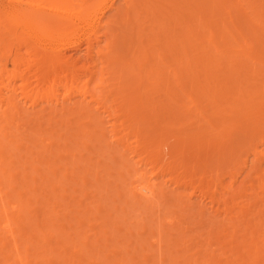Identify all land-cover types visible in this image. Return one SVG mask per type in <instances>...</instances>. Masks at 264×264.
<instances>
[{
	"label": "rangeland",
	"instance_id": "374dc122",
	"mask_svg": "<svg viewBox=\"0 0 264 264\" xmlns=\"http://www.w3.org/2000/svg\"><path fill=\"white\" fill-rule=\"evenodd\" d=\"M121 2L122 0H115L114 8L109 10L106 15L101 18L102 21L100 26H103L104 28L105 24L108 25L113 23L111 20L114 19V17L112 16H116L115 14L118 13L116 12L118 10L117 7L122 4ZM143 2L145 1H138L139 6L137 8L139 10L141 8V4H143V6L147 5L146 8L153 9L152 5L154 2L159 4L160 8L166 9V6L167 8L169 6L172 7L171 0H146V3ZM151 2H153V4ZM212 3L214 4L213 6H215L213 24L215 29L212 27V31H210V33H213L215 36H219L218 32H221V29H224L227 25L226 24L223 26L222 22L223 18L226 16L225 14L232 10L230 8L231 1L213 0ZM219 3L221 4L219 5ZM223 3H225V5ZM137 8L132 9L131 7L130 9L132 11L129 9L131 14L129 11L127 14H130L128 16L129 18L127 19V16L123 17V15L122 17L124 20L118 19L117 21L119 22L115 23L114 26L116 24L118 25H116L114 29H116L115 31L117 36L122 39L120 40L117 37L119 43H121L120 47L125 50V54L127 52L125 46L129 45L128 43L133 39L134 36L136 37V39L135 37L134 39L138 40L136 35H139V42L141 40L143 42V39L145 38L144 44L142 45L143 49H141V45H139L140 49L137 50L139 55H136H138V59L141 58L143 55L140 56L141 53L139 52L144 50L142 53L146 54L145 57L147 58H141L140 63H137V58H132L134 57L132 53L126 55L122 53V57L120 56V60L116 65L119 70L116 71V73H123H121V76L119 75V77H122V80H124V82L121 80L123 84L121 82L120 85L116 84L119 87L122 86L120 91H123H121L119 95L122 97H120V99L117 97L118 99L112 101H114V105H118L117 110L119 109V111H121V113L119 112L120 116H118V118H123V120H125L124 122L122 119L117 118V122L122 123L123 121L126 124L125 125L122 123L124 126L122 125L121 127V124L118 123V127L122 129L120 133L123 132L120 135H124L125 133L126 138H124V140H127L126 142L129 144L128 146H130L131 149L133 146V149L138 150H134L136 153L132 154L128 151H121L122 146H120L121 149L116 145L113 146L115 142H113L114 144L109 145V142L107 141L109 139H107L106 136L101 135L99 131L100 127L97 128L96 125H94L95 127L92 126L94 129L88 128L87 125L90 124L89 126L91 127V124L93 123H88L87 118L86 120L83 118L84 121H82L83 119L81 118L79 120V115H77L78 113L75 114L73 110L72 111L74 114H72V111H69L60 113L57 116V113L51 109V106L53 105L50 104L49 107H44L45 102H40L36 105L34 114H29L28 109L26 111L24 110L25 112L22 111L21 113H23L25 116L22 114L24 117H22L20 120V122L23 120V123L21 122L18 128V132L20 133H17L18 136L16 135L13 138V142L15 141V138L18 137L16 139L22 143L21 145L17 146L20 142L18 143V141H15L18 144L15 142H9L10 145L8 144V148H6L8 149V152L6 153H13L11 157L13 156L16 158L12 164L13 166L15 165L16 171V167L18 166L17 168L19 171H13V174L16 176L12 175L10 168L13 166L10 160L9 162L11 166H7L9 169L7 167H5L7 169L2 168L3 166L1 167L3 170L0 171L2 173H0V187L2 186V190L0 189L2 193L1 191L0 193H5L3 194L5 200L4 198L2 201L0 200V207L3 201H7L6 205L10 206H12L10 202L14 201V203H17L19 206L13 203V205L18 206H13V208L16 207L13 211H16L18 208L20 214H16L17 211L15 214H13L15 216L22 215L24 218L21 216L22 219H16V217L14 219V215L11 213V218H13L12 222H15V224L13 225L11 222L10 225L15 226L16 229L15 230L12 228V226H10L13 230V241L12 239L11 241L14 242L15 240L17 250L16 248L13 250L12 242H9V239L11 238L9 235L10 233L8 234V237V235H6L7 231L3 229V226L0 228V239L2 238L0 240V245L2 246L0 248L2 249L0 250L2 251L0 252V264H21L19 259H15L17 258L16 254L18 253L20 256L22 254L21 257L23 261L28 258L26 259L27 264H52L51 262H53V260L48 259L49 262L45 260L48 256H52L51 259L55 257V261L53 262L54 264H264V193H261L259 189L255 187L257 185L251 187L252 183L256 181L255 173H252L253 175L250 174L249 176L247 175V177H244L247 174L245 172L248 171L247 168L249 167L250 163L249 160H244L245 153L240 154L241 152L238 151L240 147H237L238 144L235 143L236 141L232 142L230 145V141H234L233 137L235 133L233 129L236 131V128L232 129V127H235L237 122H235V120L229 121L228 123H230L229 126H231V128H229L228 124H226L229 130L232 129V134L234 133L231 136V133H224L225 135L221 133L222 126H220V122L217 121L223 116L226 117L227 115L240 110L241 107H246V102H243L245 101V97L241 96L244 99L243 100L238 95L242 91L239 93L236 92L237 89L235 86L240 82L239 85L242 88L245 83V86H247L248 82L253 84L257 81L254 82L252 78L250 81L248 78V80H245L246 73L244 71L242 72L239 68L237 69L238 60H241L242 57L239 56V59L236 53L233 52L236 48L232 45H229L230 43L227 41H222L220 43L218 40V43H215L216 47L213 48L211 52H208L209 54L206 53V55H196L197 58L191 56V53H189V55H185L187 57L189 56L188 59L186 57V59L184 57L182 59V56L184 55L177 56L180 58V61L176 63L175 60H172L173 57L171 56L173 55L170 56L167 54V58L166 56H164V58L161 56L156 58L158 55H160L159 53L165 51L163 48L166 44L165 40L168 39L169 41V38H174L172 42H174V45H177L176 48L180 49L181 47V49L183 48L184 50V47L189 49L190 46L195 44L196 38L191 36L190 33L184 34L182 29H179L181 25L175 22L174 19L172 20V18H170L168 15L166 18H164L166 14L163 16L161 11L160 17L163 18V20L159 18L161 20L160 21L158 18H156L157 21H160L157 22L156 19L154 20L156 17L155 14L157 13L156 10L154 11V9H148L147 11L145 8L144 11L142 8L139 11ZM189 9L190 7L187 4L184 3L181 5V11L183 10V15H187L188 11L190 12L191 10ZM142 10L145 13L151 10L150 13L153 11L155 16H152V13L151 15L150 13L146 15L144 12H142ZM133 11L135 14L134 17L131 16L133 15ZM137 12L138 14L139 12H142L140 13L142 15H137ZM111 13L115 14L112 15ZM143 14H145V21L143 19ZM148 15L153 17L152 19L154 21L150 19L151 17ZM183 15H181V19L186 18V20H188L187 16L185 17ZM130 16L133 18V23H136L134 19L138 16L136 23L137 25L132 23ZM146 16L148 17L147 20ZM182 16L184 18H182ZM129 21H131V24L133 25H131ZM159 23H162L160 27H158ZM125 24H128V26ZM142 25V28H144L146 32L141 28ZM133 26L135 28L134 30L137 29L136 27L139 28L137 30L138 32L133 31L132 33L131 29ZM146 27H148V29L151 31L153 29L152 33H154L155 30L157 35L154 33L156 35L154 36V34H152L150 31L147 33L148 29L146 30ZM103 28L101 27V29L98 31V33H100H97L101 39H104ZM140 28L142 29L143 33L140 32ZM179 31H181V33H183L186 37L184 38L182 36L183 34L181 35ZM134 32L136 35H133ZM131 34L133 37L130 36ZM146 34H148V36ZM168 35H173L174 37H169ZM141 36L143 38H141ZM157 37L158 39L161 38V43ZM129 38L132 39L130 40ZM146 41L148 42V44H146L148 47L145 45ZM126 43L128 45H126ZM172 44L173 43L170 41V45ZM144 45L146 48H144ZM82 46L84 47L83 43L81 44V49L76 50L69 48L65 53L67 55H73L74 57L82 56L84 51ZM226 47H230V49L233 47L234 48L231 52V50ZM217 50L219 53L216 52ZM121 52L122 51L120 50V53ZM213 54H216V57ZM128 55H130L131 58ZM227 56L228 58H226ZM169 57H171V59ZM160 58L163 61H167L168 59L167 63L162 62V64H165V66L158 62L161 60ZM176 58L174 57L173 59ZM219 59L220 61H218ZM171 60L173 62H171ZM181 61L182 63L185 62L184 65L181 63ZM127 64L129 66L132 65V68L134 66V68L132 69ZM10 65L11 64L8 63L7 68L8 66L10 68ZM166 65H168V67ZM262 75L261 77H264ZM127 76L130 78V80L127 78ZM176 76L177 80L174 78ZM179 79L180 81H178ZM261 79L264 80V78ZM114 81H116V83L118 82L119 84L118 78ZM95 85L96 84L94 81L90 82L89 90L91 92L95 91L97 93L99 88L97 89ZM94 86L97 90L94 89ZM117 86H114L113 84V87ZM167 86L171 88V90ZM180 87L182 88L181 90ZM62 90L63 88L60 87L58 92L59 94H57L58 97H63L61 96V93L63 95ZM174 92L177 93L175 94ZM118 93L119 92L116 94ZM234 93L235 95H233ZM123 94L124 97L126 96L125 98L123 97ZM234 98L237 100H234ZM76 99L77 95L73 94L71 96L70 102L68 104L65 102L64 105H66V107L68 106V109H71V107L74 108V105L76 108ZM110 101L107 102L110 103ZM118 102H120V105ZM213 102H215V104H213ZM114 105L113 107H115ZM217 105L219 107H217ZM121 106L123 108H119ZM47 107L48 109H45ZM48 110L50 111L48 112ZM212 110L215 113H213ZM261 111L264 112V110ZM70 112L71 114H69ZM122 113H124L123 116ZM104 114L105 113L102 115ZM125 115L126 117H124ZM104 116H106V114ZM218 116H220V118ZM81 117L83 116L81 115ZM106 117L107 119L105 117L104 119L109 121V123L105 122L103 126H107L106 128L109 129L108 126L113 121V118L111 120V117ZM134 118L139 122L137 123ZM132 119L135 122H133ZM85 121L88 124H86ZM232 122L235 123L232 124ZM131 123H133V125ZM83 124L86 126H83ZM21 126H23V128ZM69 127L71 128L69 129ZM83 127L86 130H83ZM135 127L136 129H134ZM87 128L89 130H87ZM50 129L55 131L51 134ZM85 131H89V134ZM130 132H132V134ZM40 134L42 137H44H40ZM50 134L52 137H49ZM144 134L145 137L143 138ZM221 134L223 137H225L223 138ZM54 138L55 142H59L53 144L54 141L51 139L54 140ZM49 139L50 143L52 144H49ZM214 139L216 141H214ZM218 139H220L219 142H217ZM223 140H226V143ZM24 143H27V146L29 145L28 147L30 148L27 149L28 147L24 145ZM223 143H225V146ZM49 145H52V147ZM222 145L223 149L220 147ZM225 147H228V149ZM234 147L237 149H234ZM49 149H52V151ZM220 149H222V151H220ZM225 150H227V152H225ZM15 153L17 155H15ZM134 154L139 155L136 157ZM141 155H147L149 157V162H156L161 167L158 173V178H155L156 187L154 188L156 190L150 200L145 199L141 195L138 196L136 193L134 194L133 190L130 189L135 177L134 173L136 167L141 169L145 167L148 171H150L151 168L150 164L148 165L146 161L143 162L144 164L141 163L143 166L141 164H136L133 166V164L136 163L135 161H137V158H139V156L142 157ZM147 156L146 158H148ZM127 157L128 159L135 158L134 161H126ZM150 157L152 160H150ZM46 159L50 160L46 161ZM23 160L25 162H23ZM240 160L246 162L248 165L246 163H243L242 165ZM125 163L130 164L127 165ZM21 164L24 165L23 168ZM244 164L247 168L244 166ZM53 169H55V171ZM4 170L7 171L4 172ZM9 171L11 173L10 177L13 176L12 180H15V182L12 180L11 183L8 182V177L6 176H9ZM161 171L164 173L161 174ZM38 173L42 174L38 175ZM33 174L35 179L34 181L32 179ZM173 175L181 176V180H186L187 178H189V180L187 179V182L184 180V183L181 185L179 184V186L172 182L171 177L173 178ZM185 176L190 177L186 178ZM3 177L4 179H1ZM6 181L10 184L9 187L12 185L10 188L6 186L8 184ZM208 182L210 184H208ZM206 185H209V187L211 186V188L209 189ZM3 187H6L5 189L8 188L7 194ZM212 187L216 189L214 190ZM212 189L217 195L214 196V191ZM203 190L205 192L208 191L209 193H205ZM256 191L259 192L256 193ZM210 195L214 196L215 200L210 197ZM215 197L217 199L220 197L219 199L222 200L218 199V202ZM188 199H191L192 202L191 200L188 201ZM1 219L2 218L0 217V220ZM18 221H21V223L19 222V224ZM43 222L45 223V226L47 224V227L43 226ZM62 224L63 226L66 225L67 227L64 226L63 228ZM1 225H3V222L2 224L0 223V226ZM41 226L43 228H41ZM45 231H48V233ZM43 232L46 234V236L51 232L53 235H50V237L48 235L49 239H47ZM14 234L16 237H14ZM2 240L4 241L1 244ZM16 240H18L19 244H17ZM49 244H52V246H50L53 249L49 247ZM71 248H76L81 253L77 250V254H73L76 257L73 258ZM257 249L258 251H256ZM24 250L27 255H25ZM15 251H18V253ZM79 254H82V256ZM73 259H76V261Z\"/></svg>",
	"mask_w": 264,
	"mask_h": 264
},
{
	"label": "bare ground",
	"instance_id": "6f19581e",
	"mask_svg": "<svg viewBox=\"0 0 264 264\" xmlns=\"http://www.w3.org/2000/svg\"><path fill=\"white\" fill-rule=\"evenodd\" d=\"M138 1L139 0H122V2H121L122 4L117 7L118 10L116 12H118V13H116V14L114 13L118 18L116 16H112V17H114V19L111 20V21H113V23L112 24H108V25L105 24L104 28H103V26H100V23L102 21L101 18L103 16H105L106 13L109 10L114 8L115 0H0V171L3 170V169H1L2 166H3L2 168L7 169L8 168L7 166L8 165L11 166L12 162L16 159L13 156H12L13 157V159H12L11 155L13 153L12 154L10 152L6 153V152H8L7 151L8 149H6V148H8L7 146L9 144V142H11V143L13 142L14 136H16V135L18 136L17 133H20V132H18L19 131L18 128H19L21 122L23 121L22 120L20 122V120H21L22 117L25 116L21 112L24 111V110L26 111L28 109L29 112L28 111L27 112L29 114H34V109H35L36 105L39 104L40 102H45L44 103L45 104L44 107H46V106L49 107L50 104L53 105V106H51L52 107L51 109H52V111H55L57 113V116L60 113L69 112V111L73 110L75 112V114L78 113L77 115H79V117H78L79 120H80V118L81 119L85 118V120L87 118V122L88 123L89 122L93 123V124H91V127L89 126L90 124L87 125L88 128H93V127H95L94 125H96L97 128L100 127L99 131H100L101 135H104V136L107 137V139H109V140H107L109 142V145L110 144L112 145V144H114L113 142H115V144L113 146L116 145L119 148H120V146H122V150L121 151H128L129 153H132V154L136 153V151L138 149L137 150L133 149V146H132V149H133L132 150L130 148V146H128L129 144L126 142L127 140L126 141L124 140V138H126V134L124 133L125 136L124 135H120L123 132L120 133L122 129H120L118 127V123H120V122H117L118 121L117 118H118V116H120L119 112L121 113V111H119V109L117 110L118 105L115 103L117 105V107H116V105H114V101H112V100H115V99H118V98L120 99V97H122V96H119L121 91H123V90L120 91V89H122V86H120V87L117 86V85H120V82L122 80V77H119V75L121 76L122 72L116 73V71H119L118 67H116V65H117V62L120 60V56L122 57V53L125 54V50L120 47L121 43H119V41H118V38L120 39V37L117 36L116 31H115L116 29H114V27H116V25H118V24H116L115 26H114V24L119 22V21H117L118 19H123L124 20L123 17H125V16H127V19H128L129 18L128 16L131 14L130 11H132L130 8L131 7H132V9L137 8L139 6L138 5ZM142 1H145L143 3H146V0H142ZM190 1L189 0H186V1H184V0H171L172 7L169 6L171 8H169V7L167 8V6H166V9L160 8V5L155 3V2H154V4H153V2H151L153 4L152 8L154 9V11L155 10L157 11V13L155 14L156 17L154 18V20L156 18H158V20H160L159 18H161L160 16H161V12H162L163 16L166 14L164 18H166V16L168 15V16H170V18H172V20L174 19L175 22L180 24L181 27L179 29H182V32H184V34L185 33H190L191 36L196 38L195 44L190 46L189 49H186L184 47V50H183V48L181 49V47H180V49L176 48L177 45H174V42H172V40L174 38L173 39L169 38V41H168V39L167 40L164 39L166 44H165V46H164L163 43L162 44L164 46L163 48L165 49V51L159 53L160 55H158L156 58H158L159 56H161L163 58H164V56H166V58H167V54L170 55V56L173 55V56H171L173 58L174 57L176 58L177 56H180V55H184V56H182V59H183V57L184 58L186 57L188 59L189 56L187 57L185 55H189V53H191V56H194V57H196V55L197 56L198 55H204V54L206 55V53L211 52V50L216 47L215 43H218L217 42L218 40H219L220 43L222 41H224V42L227 41V42L230 43L229 45H232V46H234L236 48L233 51L232 49L234 47L232 49H230V47H226V48H229L231 50V52L232 51L235 52L238 57L239 56L242 57L241 60H238L237 69L239 68V69H241L242 72L244 71L246 73L245 74L246 75V77H245L246 79L245 80L249 79V81H250V79L252 78L254 80V82L255 81H257V82H255L253 84H250L247 81L248 85L245 86V84H246L245 83L243 85V87L245 86L244 88L243 87L241 88V86L239 85L240 84V82H239V84H237L235 86L236 89H237V90L236 89L235 90L238 93L240 91H242L240 94H238V93L237 94L240 97L241 96L245 97L244 98L245 101H243V102H246L245 103L246 107H241L240 110H237L236 112H233V113L230 111L232 114H229L230 116L227 115L229 117H227V116L224 117L223 116L222 118H220V116H218L220 119H218L217 121H219L220 124H221V125L220 124L219 125L222 126V130H221L222 134H224V133L230 134L231 133V136H232L235 133V135L233 137L234 141H230V145H231L232 142L236 141L235 143L239 145V146L237 145V147L238 148L240 147L239 148L240 150L238 149V151L241 152L240 154L245 153L244 154L245 155V159L244 160L245 161L249 160V162H250L248 168L244 164V166L248 169V171L245 172L247 174L244 177H247V175L249 176L250 174H252V173L254 174L255 173V175H256V179L255 180L256 181L252 183L251 187H254L255 185H257L255 187H257L261 193H264V112L261 111V110H264V80L261 79V78H264V77H261V75L264 74V0H230L231 1L230 8L232 10H230L226 14L224 13L226 16L223 18V22L220 20L223 23L222 25L225 26L227 24L226 25L227 27L225 26L224 29H221V32L217 31L219 33L218 34L219 36H215V35H213V33L212 34L210 33V31H212V27L214 28L213 24H214V8H215V6H213L214 5L212 3L213 0L212 1H210V0H192L191 2ZM140 3H142V2H140ZM184 3L187 4L190 7V9H191V10L189 9L190 12L188 11L187 15H185V14L183 15V10L181 11V5L184 4ZM220 4L221 3H219V5ZM223 4L225 5V3H223ZM142 6H143V4H141L140 10L143 8L144 11H145V8L147 7V5L146 6L144 5L145 8H144V6L143 7ZM178 8L180 9V11H179ZM129 9H130V11H129ZM146 9L148 11V9H151V8H146ZM153 9H151V10H153ZM151 10H149V12H146V13L142 10V12H144L147 15V14L150 13ZM128 11L130 12L129 15H127L129 13ZM142 12H139V14L142 13ZM151 13H152V16H155L153 11ZM151 13H150V15H151ZM114 14H112V15H114ZM139 14L137 12V15H139ZM145 14H143V16H144L143 19L145 18ZM120 15H121V17H120ZM134 15L135 14H134V11H133V15H131V16L134 17ZM140 15H142V14H140ZM150 15H148V16H150ZM181 15H183L185 17L187 16L188 20H186V18H184L183 16H182V18H184V19H181ZM137 17L134 19L136 23H137V19H138ZM139 18H140V16H139ZM152 18L153 17H151L150 19H152ZM170 18H168V19H170ZM130 19H131V21L133 23L134 22L133 18L131 17ZM147 19H148V17L146 16V20ZM161 20H163V18H161ZM131 21H129L130 24H131ZM144 21H145V19H144ZM153 21H151V22L154 23ZM156 21H157V19H156ZM160 21H157V22H160ZM187 22L190 23V24H188ZM136 23H133V24H136ZM133 24H131V25H133ZM160 25H162V23L161 24L159 23L158 27H160ZM126 26H128V24ZM134 26L132 27V29L130 28L132 30V33H133V31H137L139 29L138 27H136L137 29L134 30L135 29ZM223 26H222V28H223ZM101 27L103 28V32H104V34H103L104 35V39H101L99 37V35H98L100 33V32L98 33V31H99V29H101ZM129 27H131V26H129ZM142 27H143V25L141 26V28ZM142 29L145 31L144 28H142ZM142 29H141L140 32H142ZM147 29H148V27H146V30ZM214 29H213V31H214ZM148 31H150L152 33L153 29H152V31L148 29L147 33H148ZM127 32H129V31H127ZM142 33H140V34H142ZM154 33L156 34L155 30H154ZM154 33H152V34H154ZM179 33L181 35L183 34V33H181V31H179ZM155 34H154V36L157 35V34L156 35ZM184 34L182 36L185 38L186 36H184ZM133 35H136L135 32H134ZM146 35L148 36V34H146ZM173 35H170V36L172 37ZM130 36H132V34ZM136 36H137L138 40H135L136 37L134 36L135 37V39H134V37L132 36L133 39L131 38L132 39L131 40L129 38L131 41L130 42L128 41L129 43L127 42L129 45L126 43V45H128V46H125V49L127 51L126 54H131L132 53V55L134 56L132 58H135V57L137 58V56L139 55L137 50L140 49V48L143 49L142 45L144 44V40H145V38H144L143 42H142V40L139 42V39H140L138 37L139 35L137 34ZM122 37H123V33H122ZM143 37H144V35H143ZM143 37L141 36V38H143ZM157 39H158V37H157ZM120 40H122V39H120ZM158 40L160 42L161 38H159ZM158 40H156V41H158ZM166 41H168L169 44ZM170 41H171V43H173L172 45H170ZM138 42H139V44H138ZM224 42H223V44H224ZM82 43L84 44V47L82 46L84 48L82 56L74 57L73 55H67L65 53L69 48H73V49H76V50L81 49L80 47H81ZM206 43H207V45H206ZM122 44H123V42H122ZM146 44H148L147 41H146L145 45ZM124 45H125V43H124ZM139 45H141L140 48H139ZM146 46L148 47V45H146ZM146 46L144 48H146ZM148 49H150V48H148ZM120 50L122 51L121 53H120ZM218 50L216 52H218ZM143 51L141 50V52H139V53H141L140 56L141 55L144 56V57L143 56L141 57L142 59L147 58V57H145L146 54L142 53ZM218 53H217V55H218ZM136 54H138V55H136ZM151 55H152V53H151ZM128 56L130 57V55H128ZM214 56L216 57V54ZM228 56H230V55H228ZM228 56L226 58H228ZM171 57H169V58L171 59ZM141 58H139V59L137 58V63H140ZM173 58H172V60H175V63L180 61L179 57L176 58L177 60L173 59ZM222 58H224V57H222ZM239 59H240V57H239ZM172 60H171V62H173ZM167 61H168V59H167ZM167 61H163L161 59L158 62H160L162 64V62L167 63ZM218 61H220V59ZM230 62H231V59H230ZM8 63L11 64L10 68H9V66L7 68V64ZM142 63H144V62H142ZM181 63H182V61H181ZM184 63H182V64L184 65ZM141 64H139V65H141ZM145 64H147V63H145ZM171 64H173V63H171ZM177 64H179V63H177ZM229 64H227V65H229ZM148 65H150V64H148ZM162 65L165 66V64H162ZM131 66H129V67H131ZM166 66L168 67V65H166ZM195 67H196V65H195ZM133 68H134V66H133ZM119 69H120V67H119ZM144 69H145V67H144ZM194 69H196V68H194ZM136 70H137V68H136ZM142 71H144V70H142ZM148 71H150V70H148ZM165 72H168V71H165ZM133 73H131V74H133ZM151 73H152V71H151ZM192 75H195V74H192ZM177 76L174 77V78L176 79ZM262 76H264V75H262ZM117 78H118L119 84H118V82L116 83V81H114ZM119 78H120V80H119ZM127 78H128V76H127ZM165 78H166V76H165ZM189 78H191V77H189ZM128 79L130 80V78H128ZM225 79H226V77H225ZM155 80H157V79H155ZM240 80H241V78H240ZM92 81H94V83L96 84L95 85L96 88L97 89L99 88L97 90L95 88V86H94V89L97 90V93L95 91L91 92L89 90L90 89L89 88L90 82H92ZM122 81L124 82V80H122ZM178 81H180V79ZM195 81H196V79H195ZM163 82H165V81H163ZM251 82H252V80H251ZM127 83H128V81H127ZM156 83H157V81H156ZM113 84H114V86H117V87H113ZM190 84H191V82H190ZM220 85H221V83H220ZM60 87L63 88V90H62L63 91V95L61 93V96H63L62 98L58 97V95H57V94H59L58 92H59V88ZM181 87H180V90L182 89ZM169 89L171 90V88H169ZM116 90H117V92H119L118 94H116L117 93ZM124 91H125V89H124ZM175 91H177V90H175ZM224 92H225V90H224ZM233 92H235V91H233ZM73 94L77 95V99H76V104H77L76 106L77 107L75 108V105H74L75 109L72 108V107H71V109L70 108L68 109L67 108L68 106L66 107V105H64V103L67 102V104H68L70 102L71 96ZM135 95H137V94H135ZM233 95H235V93ZM123 97H124V94H123ZM134 97H136V96H134ZM219 97H220V95H219ZM87 98H89V99H87ZM170 99H171V97H170ZM226 99H228V98H226ZM234 100H237V99L234 98ZM107 101H110V103H108ZM119 103L120 102H118V104ZM213 104H215V102H213ZM113 105L116 108L113 107ZM128 105H131V104H128ZM240 105H242V104H240ZM228 106H230V105H228ZM228 106H227V108H228ZM48 107L45 108V109H48ZM111 107H112V109H111ZM217 107H219V106L217 105ZM119 108H123V107L121 106ZM213 109H217V108H213ZM49 111L50 110H48V112ZM73 111H72V114H74ZM133 111H134V109H133ZM226 111H228V110H226ZM103 113H105L106 116H108L109 118L111 117V120L113 118V121L108 126L109 129L106 128L107 126L106 127L103 126L105 122L109 123V121L106 120L107 117L104 116L105 114L102 115ZM115 113H116V115H115ZM124 113H126V112H124ZM124 113H122V116H123ZM213 113H215V112L213 111ZM22 114L24 116H22ZM69 114H71V112ZM81 115L83 117H81ZM43 116H45V115H43ZM134 116H137V115H134ZM38 117H40V116H38ZM104 117L106 119H104ZM124 117H126V115ZM95 118H100L101 120L100 119H95ZM132 118H133V116H132ZM118 119H122L123 120V118H118ZM231 120H235V122L238 123V124L237 123L235 124V127H232V129L236 128V131L233 129V131H234L233 134H232L233 131H231L232 129H230V130L228 129V127L231 128V126H229L230 123H228ZM82 121H84V119ZM123 121L125 122V120H123ZM123 121H122V123H124ZM132 121H133V119H132ZM214 121H216V120H214ZM79 122H81V121H79ZM87 122L85 121L86 124H88ZM133 122H135V121H133ZM136 122L138 123L139 121L136 120ZM235 122H232V124H234ZM45 123H46V121H45ZM64 123H65V121H64ZM122 123H120L121 127L123 125ZM30 124H28V125H30ZM80 124H82V123H80ZM131 124L133 125V123H131ZM226 124H228V127H227ZM23 126H21V127L23 128ZM83 126H86V125L83 124ZM232 126H234V125H232ZM70 128L71 127H69V129ZM88 128H87V130H89ZM39 129H40V127H39ZM84 129L85 128L83 127V130ZM119 129H120V131H119ZM123 129H124V127H123ZM134 129H136V127ZM21 130H23V129H21ZM40 131H41V129H40ZM54 131L51 130V134ZM218 131H220V130H218ZM222 131H224V132H222ZM85 132L88 133L89 131H85ZM127 132H128V130H127ZM140 132H141V130H140ZM48 133H50V132H48ZM90 133H91V131H90ZM130 133L132 134V132H130ZM218 133H220V132H218ZM51 134H50L49 137H52ZM222 134H221V136H222ZM93 135H95V134H93ZM40 137H42V135ZM53 137H54V133H53ZM144 137H145V134L143 135V138ZM216 137H217V135H216ZM16 138H18V137H16ZM16 138H15V141H18V143L19 142L20 143L18 144L17 142H15V141L14 142L16 144H18L17 146L21 145L22 142L17 140ZM45 138H46V136H45ZM82 139H83V137H82ZM20 140H21V137H20ZM51 140L55 142V138H54V140L53 139H51ZM230 140H232V139H230ZM107 141H105V142H107ZM214 141H216V140L214 139ZM219 141H220V139H218L217 142H219ZM223 141L225 142L226 140H223ZM54 142H53V144H56L59 141H57L55 143ZM225 143H223L224 146H225ZM49 144H52V143H50V139H49ZM24 145L27 146V143H24ZM42 145H45V144H42ZM228 145H229V142H228ZM49 146L52 147V145H49ZM234 146H235V144H234ZM15 147H16V145H15ZM218 147H219V145H218ZM220 147H222V149H223V145L220 146ZM29 148L30 147H28L27 149H29ZM225 148L228 149V147H225ZM229 148H230V146H229ZM235 148L236 147H234V149ZM222 149H220V151H222ZM25 150H26V148H25ZM49 150L52 151V149H49ZM134 150H136V151H134ZM235 151H237V150H235ZM11 152H12V150H11ZM225 152H227V150H225ZM29 153H30V151H29ZM48 153H49V151H48ZM66 153H68V152H66ZM129 153H127V154H129ZM138 153L140 154L139 151H138ZM230 153H232V152H230ZM132 154H130V155H132ZM139 154H134V155H136V157H138L137 155H139ZM15 155H17V154L15 153ZM146 156L145 155L142 156V157L139 156V158H137V161H135L136 163H134V164L132 163V164H133V166L136 165V164H141V163L144 164L143 162L146 161L147 164L148 165L150 164V166H151L150 171H148L145 167L142 168V169L139 168V167H136V170H135V173H134L135 177H134V180L132 182V185H131L130 189L133 190L134 194L136 193V194H138V196L141 195L145 199L150 200L153 197L154 193H155V190H156L154 188V187H156V185H155V180L156 179L155 178H158V173H159L161 167L156 162H152V161L149 162L148 161L149 157L147 156L148 158H146ZM45 157H47V156H45ZM134 158L133 159H130V158L128 159V157H127L126 161H128V160H133L134 161ZM34 159H37V158H34ZM34 159H32V160H34ZM9 160H10L11 164H10ZM24 160H23V162H25ZM47 160L48 159H46V161ZM150 160H152L151 157H150ZM154 160L156 161L155 158H154ZM240 161H241L242 165H243V163H246V162H244L242 160H240ZM237 162H238V160H237ZM71 163H72V161H71ZM125 164L129 165L130 163H125ZM4 165H6V166H4ZM21 165H22V168H23L24 165L23 164H21ZM12 166H13V164H12ZM5 167H7V168H5ZM17 167H16V169H17V171H19ZM12 168H14V169H12ZM12 168H10V171L12 172V175H15V174H13V171H16L15 170V165ZM53 170L55 171V169H53ZM86 170H87V168H86ZM5 171H7V170H4V172ZM10 171L8 172L9 176L8 175L6 176V177H8L7 178L8 182L9 183H11L12 181L15 182V180H12L13 176L10 177V174H11ZM16 172H14V173H16ZM23 173H24V171H23ZM160 173L163 174L164 172L162 173V171H161ZM39 174H42V173H38V175ZM17 175H18V173H17ZM187 177H190V176H187ZM1 179H4V177L1 178ZM32 179H33V181L35 180L34 179V174H33V178ZM181 179L182 178L179 175H175L173 178L171 177L172 182L174 184H176V185H179V184L181 185L182 183H184L183 181L185 179H183V180H181ZM187 179L189 180V178H187ZM186 180H185V182L188 181V180L187 181ZM0 182H1V180H0ZM8 182L6 181V183H8ZM241 182H245V181H241ZM9 183L7 185L6 184L5 185L7 187H9V185H10ZM212 183H214V182H212ZM208 184H210V183L208 182ZM200 185H201V183H200ZM206 186L210 189L212 184H211L210 187H209V185H206ZM1 188H2V186L0 187V189ZM5 188L6 187H3V189L6 190V194H7V191H8L7 189L8 188L7 189H5ZM212 188H214V187H212ZM215 189L216 188H214V190ZM199 190H201V189H199ZM203 192H205V191L203 190ZM206 192H208V191H206ZM258 192L256 191V193H258ZM1 193H2V191H1ZM1 193H0V198H1L0 200L2 201V199L4 198L3 194H5V193H3V194H1ZM215 193L216 192L214 191V196L217 195ZM256 193H254V194H256ZM211 195H210V197H212L214 199V196H211ZM258 196H261V195H258ZM6 197H7V195H6ZM219 198L220 197H218V199ZM139 199H141V198H139ZM191 199H188V201L191 200ZM218 199L216 198L217 201H218ZM4 200H5V198H4ZM219 200H222V199H219ZM186 202H187V200H186ZM191 202H192V200H191ZM6 203H7V201L6 202L3 201L1 203V207H0V217L2 218L1 219L2 221L0 220V223L2 224V222H3V225H1L0 228L3 226V229H5L8 232L7 233L6 231H4V232H6V235H8L10 233L9 235L11 236V238L9 239V242H12L13 241V236H12L13 235V233H12L13 230H12V228L15 229V226H12L10 224H11L13 218L15 219V217H16V219H18V218L20 219L22 215H18V216L14 215L16 211H17L16 214L17 213L20 214L19 211H18V208H17L16 211H13L16 207L19 206L17 203H14V201L10 202L12 204V206L6 205ZM8 203H9V201H8ZM13 203L17 204L18 206L13 205ZM8 206H9V208L10 207L11 208L9 209ZM13 206H16V207L13 208ZM97 209H98V207H97ZM11 213L12 214L14 213L13 214L14 215L13 218H11L12 217ZM21 221H18V223L19 222L21 223ZM43 223H41V224H43ZM12 224L14 225L15 222H12ZM10 226H12V228ZM43 226L47 227V224L45 226V223H44ZM62 226H63V224H62ZM64 226H66V225H64ZM64 226H63V228H64ZM41 228H43V227L41 226ZM15 230H14V232H15ZM48 231H45V232L48 233ZM43 234H45V233L43 232ZM9 235H8V237H9ZM48 235L50 237V235H53V233L51 232V233L47 234V236L45 234L47 239H49ZM45 236H44V238H45ZM14 237H16L15 234H14ZM11 239H12V241H11ZM3 241L4 240H2L1 244L3 243ZM16 241H17V244H19L18 240H16ZM12 245L14 247V248L12 247V249L15 250V248H16V250H17V245H16L15 240H14V242H12ZM50 245L52 246V244H49V247L51 248ZM1 247L2 246L0 245V248ZM18 247H19V245H18ZM51 249H53V248H51ZM0 250H2V249H0ZM25 250H24V253H25V255H27ZM77 250L78 249H76V248L72 249L71 252H72L73 258L76 257L74 255L77 254L76 253ZM256 251H258V249ZM0 252H2V251H0ZM78 252H80V251L78 250ZM16 253H18V251ZM21 256H22V254H21ZM21 256L18 253V254H16L17 258H15V259L16 260L19 259L21 261V264H27L26 259H28V258H26L24 260L25 261L24 262L22 260ZM80 256H82V254ZM48 257H50V258H48ZM48 257L45 259L48 262H49V260H53V262L55 261V259H54L55 257L53 259H51L52 256H48ZM70 258H72V257H70ZM73 260L76 261V259H73ZM28 261H30V260H28ZM14 262H17V261H14ZM53 262H51V263L54 264ZM71 262H72V260H71ZM78 262H80V261H78Z\"/></svg>",
	"mask_w": 264,
	"mask_h": 264
}]
</instances>
